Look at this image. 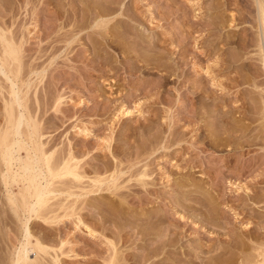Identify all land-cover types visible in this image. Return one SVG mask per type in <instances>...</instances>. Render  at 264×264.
<instances>
[{
  "label": "rangeland",
  "instance_id": "rangeland-1",
  "mask_svg": "<svg viewBox=\"0 0 264 264\" xmlns=\"http://www.w3.org/2000/svg\"><path fill=\"white\" fill-rule=\"evenodd\" d=\"M41 1L34 0L37 6L32 8L14 9V29L30 20L21 31L33 32L32 20L38 19L34 31L43 39L39 45L37 39L26 41L22 59L24 75L32 68L39 74L28 78L32 85L28 105L39 118L41 140L62 152L70 148L88 171L97 170L103 177L117 162L126 169L135 165L118 181L124 190L114 192L127 195L129 207L135 203L134 196L140 197L142 205L135 206L138 213L111 214L108 203L120 199L101 191V201L84 203H89L81 211L86 221H96L99 227L105 219L99 227L109 231L104 237L118 242L119 255L134 254L129 263L138 264L145 252L136 246L142 241L128 225L131 216L144 228L156 217L147 219L143 213L164 216L160 230L165 240L170 237L166 228L173 229L169 224L176 223L179 211L184 217L175 229L180 232L179 243L164 259L172 253L203 262L225 250L215 264H253L256 245L251 238L264 243V73L255 49L258 29L253 0H87L91 11L64 0L66 9L74 6L78 11L61 32L77 31L79 22L84 26L69 43L51 32L56 27L43 16L48 4ZM95 1L109 13L107 18L96 17ZM6 17L5 21L10 15ZM98 21L105 23L95 28ZM57 97L61 103L56 113L51 106ZM1 105L0 101V109ZM126 111L132 113L121 115ZM81 129L89 130L84 134ZM108 140H112L110 150L104 151L102 144ZM143 166L149 175L146 188L133 179L127 182L130 172ZM180 182L189 186L183 188ZM0 191L3 203L1 183ZM2 209L11 218L0 216V264H10L23 234L10 210ZM112 222L126 223L121 240L117 239L121 231ZM66 223L55 227L30 222L31 241L37 239L47 249V256H40L42 264H49L55 253L61 264H104L105 239L73 230L71 222ZM65 242L69 243L62 246ZM34 256L30 251L29 258Z\"/></svg>",
  "mask_w": 264,
  "mask_h": 264
},
{
  "label": "bare ground",
  "instance_id": "bare-ground-1",
  "mask_svg": "<svg viewBox=\"0 0 264 264\" xmlns=\"http://www.w3.org/2000/svg\"><path fill=\"white\" fill-rule=\"evenodd\" d=\"M10 1L0 0V77H2L0 78V98H1L0 101L2 102L1 109H0L1 111V114H0L1 115V118H0V183L3 185V188L5 189V192H4L5 202L2 203L0 201L2 205V206L0 205V209L1 207L6 206V209L8 208L10 210L12 215L20 222L21 230L23 234V237H22L23 240L22 242H20L19 248L14 252L13 256L11 255L12 258L10 260V264H42L43 260L42 261L40 260L41 259L40 256L42 254L44 256H47L46 255L47 249H45V247L41 245L42 243H39L37 239L35 243L31 241L32 236H31L29 224L33 220L39 221L41 223H45L46 226L54 225L55 227L59 226L60 224H64L67 221L69 223L71 222V224L73 225V230H76V231L84 230L83 232H85L91 237L99 238L100 236L101 238L103 237L105 239L104 240V242L106 241L105 245L107 244L108 247L106 246L107 248L106 258L103 256L104 264H130L129 262L133 259L132 257L134 256V254H129V253L123 254L122 253V255H119L117 246H116L117 241L114 242L107 236L104 237L106 235L105 233L109 231L106 230L105 232L104 228L101 227L104 230L102 231L99 227L103 225V223L105 222V219H104V222L100 224L99 227H97L98 225L96 224V221L95 222L86 221L87 219H85V216H83L85 213L82 215L81 211L83 207L86 210V207H85L86 204L84 205V203H86L87 201L90 202L91 199L93 200L95 198H100L101 196L99 195V193L101 191L102 192L109 191L110 194L112 193V196L114 195L115 197V194H117L115 193L116 191L118 192V190L120 189L124 190V187H123L124 185L121 186L118 183V181L120 177L124 175L126 171L129 170L130 167H131L130 169H132V166L134 164L133 165L131 164L132 166H130L129 168L127 167L126 169V167L123 168V166L120 164L121 162H117L112 167V171L110 168L111 172H108V175L107 176L105 175L103 177L98 174L99 172L97 170H93V171L89 170L90 171L89 172L88 168L86 169L85 168L86 166H84V164L81 163L82 160L76 158L73 155V152L70 150V148L67 151L62 152L59 149L57 150V146L55 148L54 147L49 148V146H52V145L48 146L49 142H45L41 140L43 138V133L41 132V128H40L41 125L39 124V118L38 119L36 118V114H37L36 110H32L33 112L30 110V106H29L30 104L28 102L29 101L28 91L29 89H31V86H32L28 78L32 75H39V74H37L35 69L32 68V70H29L30 74L29 72L27 73V70H26V74L24 75L23 71L26 69V67L22 65L23 63L22 61L24 60L23 58L26 55V54L24 55V47H23L25 43L28 44L30 40L37 39L38 41L37 44L39 45V42L43 40V39L41 40L39 31L37 32L34 31L35 28H38L39 21L37 18H39L38 16L40 15L37 12H36L37 15H35V12L34 13L32 12L33 16L37 19L35 21L32 20L34 19V17H32L31 19L34 23L33 32L27 30L28 33L26 32V34L24 35V33L21 31V28L25 29V27L28 26L27 22L30 23L29 22L30 20H28L26 24L21 25L19 29L17 28L18 30H15L16 29L15 27H17L16 25L17 20L14 14L16 11L14 9L16 6H17L16 7L17 9L19 7L24 9V8H27L28 5L29 6L32 5L31 6L32 8L36 4L34 0H13V1L10 0ZM74 1L78 2L79 5L82 4L83 9L84 8L88 9L90 7L87 3L88 2L87 0H74ZM96 1L93 3L94 8H92L94 9V13L96 14V17L101 20L103 18H107L106 16L109 13L103 12L101 7L99 6V3H97ZM253 2L255 4L254 14H255V19L257 22L256 24H257V29H258L256 30V32L257 31L258 32L256 33L257 39L255 43V49L257 48L258 61L260 62L261 68L264 73V0H253ZM52 3H55L54 7L50 6V5H53ZM42 4H48L46 7L47 10L43 14V16L47 18L46 20L47 22L53 21L54 26L56 27L55 28L56 31H51V32L56 34V38L62 37L65 39L66 42H68L69 39H73L75 36H77L78 33L82 31V27L84 26H82V23L79 22L75 26L77 31L73 30L74 32L76 31L75 33L72 31L70 32L65 31L63 33L61 32L62 30H64V28H66L65 26H67L70 23L71 17H73V15L76 14V10L78 11V9H75L74 6L72 7V9H69V8H68L69 10L66 9L67 4H65L64 0H43ZM70 12H73L72 15ZM7 15H10V18L8 17L9 20L5 21V19L7 18L6 17ZM104 23L105 21H103V23L102 21L101 22L98 21L95 23L94 27L100 28L102 27V25H104ZM52 57H53V54H52ZM27 68L29 67L27 66ZM31 71H35V72L31 73ZM41 76L39 78H41ZM41 79H40V82H42ZM253 86L256 88L255 84H253ZM36 92L37 91L35 90L34 94H32L34 97L33 100L35 102V105H37L38 103ZM60 100L61 98L57 97L53 101L54 103L51 106L54 109L53 111L56 113L59 112L58 107L61 103ZM262 103L264 105V101ZM130 113L132 112L126 111V112H123L121 115H125V114L129 115ZM262 116L264 117V112ZM88 130L89 129H81L80 131L85 134L86 132H88ZM111 141L108 140L105 143L103 142L104 144H102L103 145L102 150L109 151ZM152 147L154 148L156 146H152ZM156 150H159V149H156ZM141 155L142 153L138 155V158H140ZM143 159L145 160L146 158L144 157ZM137 163H140V159L139 161H137ZM108 170H109V167H108ZM148 176L149 175L146 173L145 166H143V168L140 170L137 169L136 171L130 172V175L128 176L129 180L127 182H130L133 179L135 180V182H138V184L142 183V187L144 188L145 186H147L145 179L148 178ZM186 182L185 183L180 182V186L181 184L183 185V188L185 186H189L188 185L189 181L187 182L188 184ZM15 186H16V191L13 189ZM195 188L196 190L201 189L200 187L197 188V186ZM135 192L137 193V191H134V193ZM118 194L116 196L120 199V202L117 203V201H115L114 199H113L114 204L112 203V200L109 203L107 202L108 205L111 206L110 210H113V212H110V213L111 214L114 213L113 215H115V212L117 214L122 212L123 215L130 214V213H132L133 215H136L138 212L135 206L140 207L142 205V201L140 197L138 196L139 198H137L136 196H134L135 203L133 204V206L129 207L128 206L129 201L128 202L125 201L126 198H124V197H127V195L122 197L124 194L122 195L121 193L122 196ZM130 197L132 196H129V198ZM119 199L117 200L119 201ZM102 200H103V197H102ZM99 201H101V198ZM146 202H148V200ZM88 204L86 206H88ZM105 205H107L106 202H105ZM99 206L97 208H99ZM125 206L126 208L127 206L129 208L125 210ZM90 207H92V205ZM131 208L133 211L130 212V210L128 209H131ZM4 209L0 210L2 211L0 213V216L8 218L9 212ZM110 210H108L107 208V211H110ZM178 212L179 211L175 212V215H179V219L176 220V223L172 222V224H169V227L174 226L173 229L170 228L171 230L170 229L168 230V228H166V231L169 232L170 237L168 238L166 237L167 239L165 240L164 238H161V235H163L161 234L162 233L161 230H162V226L164 223L162 222L163 221L162 219L165 218L164 216L162 217L161 215L159 216L157 214L150 215L151 212L149 213L147 212L146 214L143 213L142 215H144L147 219L156 217L155 218L156 221L154 219L150 221L152 222L153 225L148 223L149 226L147 225L145 228L143 226H139L140 224L138 225L135 222L137 221V218H134L136 216L134 217L131 216L133 220L130 219L131 223L128 222L129 223L128 225L129 226L131 225L132 229L131 228L130 229L132 231L134 230L137 237L139 236V240L142 241V244L140 243V245H136V244L135 245L141 251L145 252V254L143 253L141 257V260L139 259L140 262L138 264H212V263L215 264L216 262H218L221 254H223L224 253L223 251L225 250H223L222 253H220V256L218 255V257H214V258L210 257L208 260L203 261V262L200 259L198 260V262L190 261V259L188 261L185 255L181 256L179 254V256H173L172 253H171L172 257L171 255H169L168 256L169 258L167 259L165 258L166 260L163 258V256H165L169 252V250H171L172 247L174 248V246L178 245L179 243V238H178L179 236L177 235L179 231L177 232V230L175 229H178V226L180 225V221L181 219H184V217L180 216ZM9 218H11V216H9ZM1 220H2V217H1ZM153 220L155 223H153ZM106 222L108 223L107 220ZM115 223L116 222L114 223L112 222V224L111 223L110 224L111 226H113V224ZM126 223L124 222V225L120 224L121 226H118V224L116 223L117 224L116 227H119L120 229L119 231H121V233L119 234L117 238L118 240H119L120 235H122L123 229H125L127 226ZM165 223H166V220H165ZM140 227L144 229H141ZM122 237H123L122 238L123 240L124 236ZM251 239H253L251 240L252 243L256 245L255 246L256 248L254 249L256 255L253 258L254 259L253 264H264V243L258 242L257 238H251ZM120 240H121V237H120ZM126 241H130V240L127 238ZM69 242L62 243V246ZM237 247L238 246H236V248ZM30 251H32L33 254L35 255L33 260L29 258ZM227 251H230V249H228ZM58 259H59V256H56V253H55V256L52 257V261L50 260L49 264L51 263L61 264V262H59ZM199 261H201L202 263H200Z\"/></svg>",
  "mask_w": 264,
  "mask_h": 264
}]
</instances>
